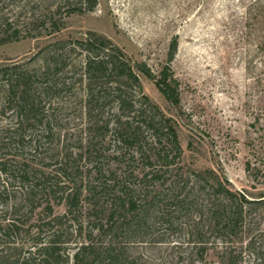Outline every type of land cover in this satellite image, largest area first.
Returning <instances> with one entry per match:
<instances>
[{
    "label": "trees",
    "instance_id": "obj_1",
    "mask_svg": "<svg viewBox=\"0 0 264 264\" xmlns=\"http://www.w3.org/2000/svg\"><path fill=\"white\" fill-rule=\"evenodd\" d=\"M98 3L54 0L22 28L0 10V46L56 36ZM178 49L156 76L88 32L0 67V264H148L133 249L170 240L192 263L264 264V192L188 167L178 121L145 93L140 74L180 106ZM262 166L246 163L258 184Z\"/></svg>",
    "mask_w": 264,
    "mask_h": 264
},
{
    "label": "rangeland",
    "instance_id": "obj_2",
    "mask_svg": "<svg viewBox=\"0 0 264 264\" xmlns=\"http://www.w3.org/2000/svg\"><path fill=\"white\" fill-rule=\"evenodd\" d=\"M53 2L0 0V10L22 28L45 8L55 10ZM40 3L41 10L34 11ZM88 32L110 38L156 76L168 64L170 44L178 36L171 66L180 106L171 105L156 81L140 74L145 93L178 121L188 167L216 169L234 189L253 197L264 192V184L246 171L253 155H264V0H99L95 11L70 18L56 36L0 46V67L28 61L58 39L84 38ZM133 253L148 264H201L192 263L191 250L173 240L137 246ZM204 264H219L217 254Z\"/></svg>",
    "mask_w": 264,
    "mask_h": 264
}]
</instances>
